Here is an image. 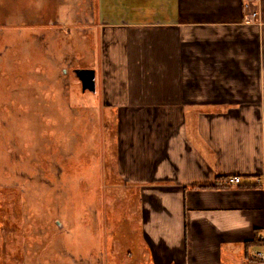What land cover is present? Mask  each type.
I'll list each match as a JSON object with an SVG mask.
<instances>
[{
    "label": "crops",
    "instance_id": "crops-1",
    "mask_svg": "<svg viewBox=\"0 0 264 264\" xmlns=\"http://www.w3.org/2000/svg\"><path fill=\"white\" fill-rule=\"evenodd\" d=\"M96 2L136 264H264V0Z\"/></svg>",
    "mask_w": 264,
    "mask_h": 264
},
{
    "label": "rangeland",
    "instance_id": "rangeland-1",
    "mask_svg": "<svg viewBox=\"0 0 264 264\" xmlns=\"http://www.w3.org/2000/svg\"><path fill=\"white\" fill-rule=\"evenodd\" d=\"M96 1L0 0V264H136L140 190L74 72L102 60Z\"/></svg>",
    "mask_w": 264,
    "mask_h": 264
},
{
    "label": "water",
    "instance_id": "water-1",
    "mask_svg": "<svg viewBox=\"0 0 264 264\" xmlns=\"http://www.w3.org/2000/svg\"><path fill=\"white\" fill-rule=\"evenodd\" d=\"M76 76L82 84V90L84 92L91 91L96 92L97 81H96V70L93 68H76L74 70Z\"/></svg>",
    "mask_w": 264,
    "mask_h": 264
},
{
    "label": "built area",
    "instance_id": "built-area-1",
    "mask_svg": "<svg viewBox=\"0 0 264 264\" xmlns=\"http://www.w3.org/2000/svg\"><path fill=\"white\" fill-rule=\"evenodd\" d=\"M242 181H241V178L240 177H231L228 181H227V183L228 184H240ZM258 257L259 258H261V259H264V255H263V253H259L258 254Z\"/></svg>",
    "mask_w": 264,
    "mask_h": 264
},
{
    "label": "trees",
    "instance_id": "trees-1",
    "mask_svg": "<svg viewBox=\"0 0 264 264\" xmlns=\"http://www.w3.org/2000/svg\"><path fill=\"white\" fill-rule=\"evenodd\" d=\"M246 1H250V0H246Z\"/></svg>",
    "mask_w": 264,
    "mask_h": 264
}]
</instances>
